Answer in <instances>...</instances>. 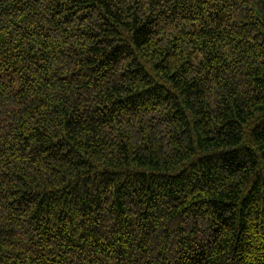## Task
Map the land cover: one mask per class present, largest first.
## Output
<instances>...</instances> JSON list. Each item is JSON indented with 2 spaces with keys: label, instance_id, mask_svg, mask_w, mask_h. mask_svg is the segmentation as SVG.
Segmentation results:
<instances>
[{
  "label": "trees",
  "instance_id": "obj_1",
  "mask_svg": "<svg viewBox=\"0 0 264 264\" xmlns=\"http://www.w3.org/2000/svg\"><path fill=\"white\" fill-rule=\"evenodd\" d=\"M0 264H264V0H0Z\"/></svg>",
  "mask_w": 264,
  "mask_h": 264
}]
</instances>
